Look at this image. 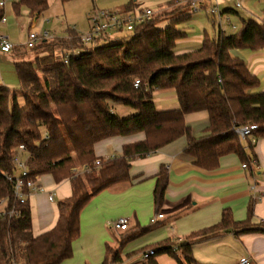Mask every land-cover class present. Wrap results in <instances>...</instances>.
I'll return each instance as SVG.
<instances>
[{
	"label": "trees",
	"instance_id": "1",
	"mask_svg": "<svg viewBox=\"0 0 264 264\" xmlns=\"http://www.w3.org/2000/svg\"><path fill=\"white\" fill-rule=\"evenodd\" d=\"M53 1L66 4L75 0L13 3L17 15L26 8L34 17L46 13ZM120 12L134 13V3ZM192 14L188 0H171L133 31L97 38L90 46L68 27L65 37L41 41L33 48L13 47L10 54L20 85L18 89L0 85V202L8 199L6 210L15 207L20 218L0 215V264H62L71 259L73 243L81 235V213L90 201L113 186L131 182L132 162L183 137L188 139L185 153L203 170H216L221 158L232 154L248 169L253 167L251 141H247V152L235 127L256 125L253 137L264 139V92L256 91L259 79L237 53H264V19H242L241 28L230 36L205 32L199 48L180 53L177 48L189 37ZM4 15L0 9V22ZM76 51L78 57L73 56ZM29 52L34 56L28 58ZM167 90L175 91L179 109H157L154 93ZM117 106L135 113L122 117L116 113ZM203 111L209 115V126L205 136L196 139L185 118ZM139 134L145 140L124 146L121 156L108 161L97 158V144ZM21 148L31 179L50 176L58 184L69 180L72 186V197L58 203L57 225L39 237L32 233L29 201L16 202L13 185L6 178L14 174V158ZM97 160L101 161L98 170L94 169ZM82 166L93 171L74 177L72 171ZM167 188L168 174L163 167L154 190L158 211ZM251 218L250 209L248 220L236 223L231 212L225 211L220 224L180 244V256L173 251L175 243L165 242L145 264H158L156 256L164 253L179 264H197L193 255L196 242L233 227H248ZM158 225L134 229L137 233L133 235L125 231L122 246ZM121 262L120 252L107 247L103 264Z\"/></svg>",
	"mask_w": 264,
	"mask_h": 264
},
{
	"label": "crops",
	"instance_id": "2",
	"mask_svg": "<svg viewBox=\"0 0 264 264\" xmlns=\"http://www.w3.org/2000/svg\"><path fill=\"white\" fill-rule=\"evenodd\" d=\"M170 1L121 0L123 7L117 12L122 11L131 2L134 3L136 11L142 7L158 10L161 5ZM248 1L252 3L255 0ZM210 2H215L214 6L224 3L229 5L228 0H205L206 6ZM237 2L241 3L240 0ZM237 2H235V8H237ZM57 3L65 5L53 1L46 13L34 17L26 8H21L19 15H17L13 2L7 3L4 11L6 12L7 7L10 8L9 13L15 17L16 26H21L23 29L27 27L28 36L35 32L34 29L39 28V32L35 33L47 31L58 37L54 30L49 31L45 27L46 23L51 22V9L56 8ZM242 7L243 4L241 3L240 8ZM4 16L6 23L0 22V38L2 36L8 37L15 47L26 45L27 41L23 44H17L10 35L1 34L2 28L9 27L8 16L6 14ZM210 16L215 18L213 25L217 26L218 32L221 31L226 36L233 34L232 31L228 32V28L232 26L231 18L241 17L232 9L219 11L217 16ZM262 17L264 19V11ZM190 25L191 23L188 27ZM232 28L236 30V26ZM88 30L89 21L84 31L87 32ZM199 36H191L189 33L188 39L179 44L178 52L182 53L199 48L203 41V35ZM239 53L237 55L241 57ZM260 53L251 52L254 56ZM261 54L264 55L263 52ZM1 60L5 63L0 66V85L16 89L18 87L17 77L12 55L4 54L0 50ZM247 65L250 69L251 64L248 63ZM154 102L159 111L179 109V102L174 90L155 92ZM116 113L122 117L133 114L128 108L122 106L116 107ZM185 121L194 138L199 139L205 136L209 126L207 112L187 115ZM144 140V134L111 138L97 144L95 153L97 158L101 160H112L122 155L124 146ZM243 144L248 152L247 141ZM187 145L188 139L183 137L146 159L132 162L131 182L113 186L94 197L81 213V235L73 243V257L62 264H103L107 247L120 252L122 258L120 264H145V261L141 259L143 252L154 250L158 245L165 242H173L176 245L174 247H178L191 235L220 224L225 211L231 212L234 222H246L249 218L250 209L252 210V218L248 227H233L226 233L212 239L196 242L193 246L194 258L197 264L198 262L204 264L220 262L224 264L228 261V254L232 249L240 257V260L249 258L252 264H264V139H259L255 144H251L252 154L256 161L251 169H243L245 164L241 158L232 154L221 158L216 170H203L197 167L194 159L185 153ZM22 157L25 160L27 158L25 154H22ZM163 167L168 174V188L163 207L158 211L154 202V190ZM38 182L48 191L55 192L56 197L54 202H49L45 195H33L29 199L34 237H39L55 228L60 218L58 203L71 198L73 194L69 180L58 184L52 177L42 176L39 177ZM253 185L257 186V195L251 190ZM256 196L261 197L260 200H256ZM158 214H163L164 219L158 222L159 225L156 229L123 246L121 242L127 237V233L115 231L111 227V223L116 220L127 218L129 219V232H132L130 235H133L137 233L134 229L149 227L150 220ZM211 248H213L211 253L200 254L202 249L207 251ZM238 259H236V264L240 262ZM156 261L158 264H162L159 258Z\"/></svg>",
	"mask_w": 264,
	"mask_h": 264
},
{
	"label": "built area",
	"instance_id": "3",
	"mask_svg": "<svg viewBox=\"0 0 264 264\" xmlns=\"http://www.w3.org/2000/svg\"><path fill=\"white\" fill-rule=\"evenodd\" d=\"M17 0H0V9H5L7 3L15 2ZM190 2V11L195 14L206 8L205 0H188ZM236 7L240 8L241 3L237 2ZM210 15L217 16L219 14V9L214 6L210 9ZM155 14V10L142 7L137 9L134 13L124 14L121 12H112L107 10L94 9L89 14V30L80 35L83 43L86 46H90L94 43L97 38L110 36L111 32L116 34L131 32L136 25H141L146 21H149ZM1 23H6V17L4 16ZM56 36L44 31L42 33L32 32L28 36L26 45L28 48L35 47L39 42L44 40H51ZM14 45L11 43L10 39L6 36L0 38V50L4 54H10L13 50ZM80 55L79 51L73 53L74 57ZM68 62V59L65 61ZM136 87L139 86V81L136 82ZM258 129L256 125L240 126L235 127V134L241 139L242 142L251 141V144H255L257 139L253 137V133ZM25 153V149L21 148L20 151L14 158L15 172L13 175L7 176V180L13 185V195L14 200L20 204H25L33 195H45L47 196L49 202H54L56 193L48 191L42 184H39L37 177L36 179H31L30 171L27 166L26 161L22 158V154ZM101 167V161L97 160L94 163V169L98 170ZM243 169H248L246 165H243ZM93 169L89 166H82L75 168L72 172L74 177H79L85 173L92 172ZM251 190L256 194L257 186L253 185ZM261 197L256 196V200H260ZM8 199H3L0 202V215L8 216L10 219L20 218V213L15 210V207H11L9 210ZM164 219L163 214H158L150 220V224H157L160 220ZM111 227L115 231L125 232L129 230V219L120 218L115 222L111 223ZM173 251L180 256L181 252L178 247H174ZM155 255L154 250H148L141 254L142 261H147L149 258ZM239 264H252L249 258H242Z\"/></svg>",
	"mask_w": 264,
	"mask_h": 264
},
{
	"label": "rangeland",
	"instance_id": "4",
	"mask_svg": "<svg viewBox=\"0 0 264 264\" xmlns=\"http://www.w3.org/2000/svg\"><path fill=\"white\" fill-rule=\"evenodd\" d=\"M241 3L243 4L242 8H235V2L237 0H228V4H218V9L220 12H223L226 9H232L235 12L239 13V16L241 17H233L231 18V24L228 28V32L232 31L233 33L237 32L241 28V20L245 19H251L252 14L254 15L253 17H257L259 20L263 19L262 13L264 11V1H258L255 0L252 3H249L250 1L248 0H240ZM215 2H210L206 6L207 8L192 14V19H191V25L189 26V33L191 36L194 35H204L205 32H207L210 35H214L215 31H218L217 26L215 27L213 25V17L209 15L210 9L214 6ZM123 7L121 4V0H75L71 3L62 5L60 3L56 4V8L51 9V22L46 23V29L51 31L54 30L56 34L59 37L65 36V30L69 28L75 27V30L79 33V35L83 34L86 30V27L88 26V20H89V14L94 10V8L101 10V9H109L112 10V12H117V10H120ZM167 9V8H165ZM10 8H6L5 14L8 16V21H9V27L8 28H2L1 29V34L3 35H10L12 37V40L16 42L17 44H23L28 40V28L23 29L21 26H16L15 24V17L13 16L12 13H9ZM166 12H171V9L168 8ZM165 13V12H162ZM233 26H236V30H233ZM35 32H39L38 29H34ZM111 37H116L118 35H115L114 32L110 33ZM199 36V37H200ZM262 53V52H261ZM257 54L253 55L251 54L250 51H241L239 54L241 58L248 64H251L250 66V71L253 73H257V77L259 79L260 85L259 88L256 90L257 92H263L264 91V55L263 54ZM33 53L29 52L28 58L33 57ZM255 57V58H254ZM253 58L251 61L250 59ZM12 61V60H11ZM5 63L2 60L0 61V66ZM8 63V62H7ZM13 63V61H12ZM14 64V63H13ZM15 67V64H14ZM16 74V73H15ZM254 74V73H253ZM17 77V74H16ZM17 80V88H19V79L18 77L16 78ZM21 103H22V98H21ZM131 111L130 109H128ZM135 113V112H133ZM213 248L204 251L203 249L201 250V255L209 254L211 253V250ZM228 254V253H227ZM194 255V254H193ZM228 261L225 262L224 264H236V259L238 255L231 249L228 254ZM159 258L162 262V264H179L174 258H172L168 254H160L156 256V259ZM164 259V260H163ZM197 262V261H196ZM218 262V261H216ZM198 264H204L202 262H198ZM217 264H222L218 262Z\"/></svg>",
	"mask_w": 264,
	"mask_h": 264
}]
</instances>
